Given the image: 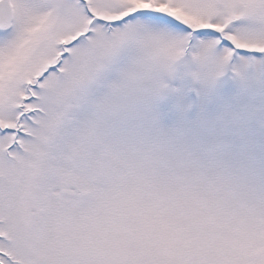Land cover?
I'll return each mask as SVG.
<instances>
[{"label": "snow or ice", "instance_id": "6c2138e0", "mask_svg": "<svg viewBox=\"0 0 264 264\" xmlns=\"http://www.w3.org/2000/svg\"><path fill=\"white\" fill-rule=\"evenodd\" d=\"M0 264H264V0H0Z\"/></svg>", "mask_w": 264, "mask_h": 264}]
</instances>
